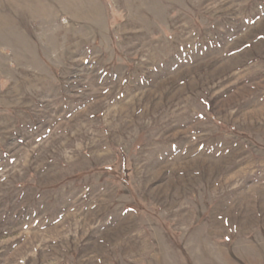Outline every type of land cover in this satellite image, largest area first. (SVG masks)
<instances>
[{"label": "rangeland", "instance_id": "1", "mask_svg": "<svg viewBox=\"0 0 264 264\" xmlns=\"http://www.w3.org/2000/svg\"><path fill=\"white\" fill-rule=\"evenodd\" d=\"M0 264H264V0H0Z\"/></svg>", "mask_w": 264, "mask_h": 264}]
</instances>
